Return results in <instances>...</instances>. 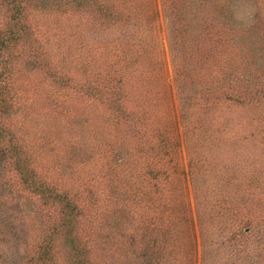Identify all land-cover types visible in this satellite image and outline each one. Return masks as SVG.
I'll return each instance as SVG.
<instances>
[{
  "label": "rangeland",
  "instance_id": "rangeland-1",
  "mask_svg": "<svg viewBox=\"0 0 264 264\" xmlns=\"http://www.w3.org/2000/svg\"><path fill=\"white\" fill-rule=\"evenodd\" d=\"M105 2L115 16L85 0H0V21L22 5L37 37L14 52L2 124L38 183L81 210L76 251L65 199L44 203L0 161V264H135L153 249L159 264H264V0H237L230 18L257 14V56L220 14L203 19L210 7ZM171 3L191 25L176 31Z\"/></svg>",
  "mask_w": 264,
  "mask_h": 264
},
{
  "label": "trees",
  "instance_id": "trees-1",
  "mask_svg": "<svg viewBox=\"0 0 264 264\" xmlns=\"http://www.w3.org/2000/svg\"><path fill=\"white\" fill-rule=\"evenodd\" d=\"M6 3L11 2H21L24 0H2ZM85 2L89 3L90 9L94 10L95 14L99 16V14H102L103 12H109L111 16L113 15L115 11L118 10V6L112 4L109 5L105 2V0H85ZM184 5H190V10L194 9L196 14H202L203 12V19L208 17V15L212 14V17L215 15L220 14V23L223 24V26L228 30V33H223L224 36L230 35L232 37V41L234 40L237 44H242V47L244 48H251L254 51V54L257 56V52L263 50V48L260 46L259 38L253 34V31H256L257 25L252 23L251 19L258 17L257 14L254 12L250 17L248 15H244L242 18L243 22L238 21L230 24V18L232 15H234V12H237L240 10L239 5L237 3V0H184ZM87 3V4H88ZM170 10L174 13H171L173 16V22H175V29L176 31H179L178 26H181L182 24H187L188 20L191 21L192 18L188 19V13L183 12L184 9L182 6L177 5L175 3H171ZM210 7V8H209ZM208 10H205V9ZM216 10H215V9ZM15 14L11 15L10 21H0V158H2L0 161L7 160V158H10V160L13 162V166H17L20 173L21 182L23 183V186L38 196H41L45 191L44 188L47 186L45 182H39L36 178L35 171H29L28 170V164L29 160L24 156L23 149L21 145L15 140V135L13 132L8 131L6 132V127L3 126L2 120L4 119V116L9 111V100L8 96H10V91L12 87L10 86L9 81L6 82L9 79H13L12 72H11V64H13V58H14V52L17 48L22 47L25 42L27 41L30 46L33 47V41H37V37L34 35L35 32L32 31L30 28L31 26H27V23L24 21L25 15L23 13V6H15L14 7ZM205 10V11H203ZM203 11V12H202ZM176 16V18H175ZM195 22V19H193ZM199 21V20H198ZM196 22V24L198 23ZM242 23L244 25L242 26ZM186 26V25H185ZM254 26V27H253ZM261 30L264 32V23H260ZM184 29V28H183ZM230 31V32H229ZM179 44V42H178ZM252 56V55H251ZM44 60V59H43ZM40 61V66H43L42 64H45V62ZM33 65L34 63L31 62ZM14 65V64H13ZM46 66V65H45ZM49 68V66H48ZM55 76L56 74H52ZM14 80V79H13ZM115 80L117 82V79L112 78V81ZM190 88L191 89H199L201 85L199 83H194L190 81ZM198 122V121H197ZM190 124V122H189ZM192 127H195V125ZM187 129H189L188 126H186ZM165 141L168 142V140L165 139ZM3 142L6 143V148L3 146ZM133 190V187L131 188ZM48 192V191H47ZM63 196V197H61ZM59 195V194H52L50 195V192H48V196L44 197V203H61L60 200L65 199L63 203V212L66 214L64 218V228H66V239L68 240L70 244V249L76 250L78 249V246L75 243L74 239V228L76 222H78V218L80 216V207L77 204V202L73 201L71 198L65 197V195ZM50 197L52 199V202L50 201ZM154 209V208H153ZM161 209V208H158ZM158 216V210L154 209ZM160 213L163 215L164 212L161 210ZM168 213V212H167ZM171 213V211H170ZM167 215V214H166ZM159 219L163 218L162 216L158 217ZM165 220V219H164ZM157 221H159L157 219ZM163 223V219L159 221ZM69 223V224H68ZM70 234V237H69ZM44 247H40L42 249ZM150 249V248H149ZM157 250L153 249L148 252L142 251V257L144 261L143 263H135V264H159V259H151L149 257V254H157ZM45 260L49 261V256H44ZM42 264H47V262H43ZM87 264V263H84Z\"/></svg>",
  "mask_w": 264,
  "mask_h": 264
}]
</instances>
